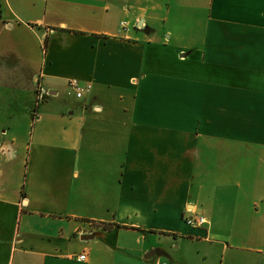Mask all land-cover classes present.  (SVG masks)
I'll list each match as a JSON object with an SVG mask.
<instances>
[{"label":"crops","instance_id":"0c3cea01","mask_svg":"<svg viewBox=\"0 0 264 264\" xmlns=\"http://www.w3.org/2000/svg\"><path fill=\"white\" fill-rule=\"evenodd\" d=\"M0 264H264V0H0Z\"/></svg>","mask_w":264,"mask_h":264},{"label":"built area","instance_id":"2783aa9c","mask_svg":"<svg viewBox=\"0 0 264 264\" xmlns=\"http://www.w3.org/2000/svg\"><path fill=\"white\" fill-rule=\"evenodd\" d=\"M123 26L125 27V25ZM70 85L77 92V96L79 98H81L86 91L90 90L89 85L82 87L77 81H72ZM184 219L188 226L195 228L205 227L208 223V220L204 215L193 213L191 209L187 212ZM86 259L87 256L85 254H82L78 257L79 261H85Z\"/></svg>","mask_w":264,"mask_h":264}]
</instances>
